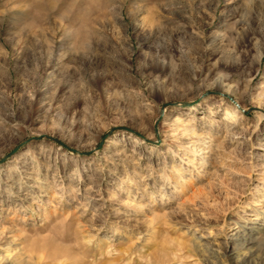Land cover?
I'll list each match as a JSON object with an SVG mask.
<instances>
[{
  "label": "rangeland",
  "instance_id": "1",
  "mask_svg": "<svg viewBox=\"0 0 264 264\" xmlns=\"http://www.w3.org/2000/svg\"><path fill=\"white\" fill-rule=\"evenodd\" d=\"M209 247L264 264V0H0V264Z\"/></svg>",
  "mask_w": 264,
  "mask_h": 264
},
{
  "label": "bare ground",
  "instance_id": "2",
  "mask_svg": "<svg viewBox=\"0 0 264 264\" xmlns=\"http://www.w3.org/2000/svg\"><path fill=\"white\" fill-rule=\"evenodd\" d=\"M227 66L229 67V66H232V63L230 64V63H228L227 64ZM219 85H223L222 83H219ZM224 87H225V90L226 91H229V92H232L233 90H231V88H230V85L227 83V82H225L224 83V85H223ZM236 111V108L234 107V105H232V104H229L226 108H225V116H229L230 118H233L234 117V112ZM249 228L250 229H252V228H254L253 226H249ZM252 231V230H251ZM207 246V245H206ZM206 251H207V253H206V256H207V259H209L210 260V262L209 263H207V264H222L221 263V260L219 259V256H217V254H216V250L214 249V248H210L209 247V249H207L206 248ZM205 251V252H206ZM205 256V257H206Z\"/></svg>",
  "mask_w": 264,
  "mask_h": 264
}]
</instances>
